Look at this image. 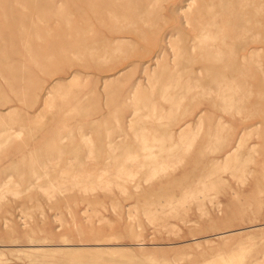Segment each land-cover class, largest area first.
<instances>
[{
    "label": "rangeland",
    "instance_id": "obj_1",
    "mask_svg": "<svg viewBox=\"0 0 264 264\" xmlns=\"http://www.w3.org/2000/svg\"><path fill=\"white\" fill-rule=\"evenodd\" d=\"M131 1L138 0H0V264H264L261 43H252L250 34L222 13L228 8L225 0H198L202 19L194 12L189 26L183 24L180 8L190 0H159L155 13L175 7L156 28L139 33L143 24L137 16L129 20V30L116 35L109 27L110 11L119 17V25L128 22V13L121 20V10ZM242 4L236 8L243 9L246 20L253 5ZM203 26L216 30L218 46L227 55L243 47L258 53L242 80L189 84L183 78H161L163 69L155 68L153 58L161 51L172 57L171 48L181 61L168 69L190 75L196 67L191 57L206 55L200 46L188 49ZM245 38L249 40L243 42ZM216 72L231 71H207ZM152 74L157 75L155 83ZM180 93L185 98L175 115L169 109ZM9 128L20 134L7 137L3 131ZM180 134L183 139L178 141ZM217 135L231 136L230 142L217 146ZM241 135L247 136L246 142L225 163L226 152ZM58 136L66 139L59 141ZM170 136L179 142L175 163L158 149L173 144ZM109 141L117 148H108ZM148 143L156 147L158 159L141 152ZM188 144L190 149L181 155ZM107 157L116 165L120 158L124 161L116 170ZM149 162H164L165 170L152 174ZM215 180L220 184H213ZM210 184L218 185L213 188L218 192Z\"/></svg>",
    "mask_w": 264,
    "mask_h": 264
},
{
    "label": "bare ground",
    "instance_id": "obj_2",
    "mask_svg": "<svg viewBox=\"0 0 264 264\" xmlns=\"http://www.w3.org/2000/svg\"><path fill=\"white\" fill-rule=\"evenodd\" d=\"M157 1H159V0H138V1H136V2H129V3H127V4H125L123 7H122V12H124L122 15H121V17L123 18V19H121V20H124L125 19V15L128 13L129 15H128V22H121V25H119V22H120V20H119V17L116 15V13L114 12V11H110V24H109V27H110V29L112 30V31H114L115 32V34L117 35V34H121V33H124V31L125 30H129L131 27H132V25H133V23L132 22H130L133 18H135V17H139V21H141L142 22V24H143V26H142V28H140L139 29V33H143V29L144 28H146V29H152V28H156L157 26H158V24H157V21H160V20H164V18H167V17H169L170 16V14L174 11L173 10V8L175 7V4H174V7L172 6L171 8H164L163 9V12H159L158 11V13H155V9H156V6H157V4H158V2ZM174 2L175 1H177V0H173ZM185 1V0H184ZM197 1L198 0H190V2H188L187 3V5L186 6H184V7H182V8H180L181 9V11H182V13H183V24L184 25H186V26H189V25H191V22H192V18H191V16L193 15V13L195 12L196 14H197V16H198V20H200V19H202V15H201V13L199 12L200 10L199 9H197V5H196V3H197ZM202 1V0H201ZM212 1H214V0H212ZM217 1V0H216ZM226 2H224V3H226L227 5H228V8H227V10H226V8L224 9V10H226V11H224V10H222V13H224L225 14V12H227L229 15H230V17L232 18V22H234L235 24V26H240L238 29H242L241 30V32L243 33V34H250V37H249V39L252 41V43H253V41H257V42H255V43H261V48H259L260 50H258L257 52L258 53H264V0H251V1H249V0H228V2H227V0H225ZM235 1V2H234ZM187 2V1H186ZM207 2H208V0H207ZM210 2H211V0H210ZM220 2V1H219ZM242 2H244L245 4H244V7H246L247 8V6L248 7H251V6H249V5H251V4H249V2H251L252 3V5H253V9L251 10V11H246V14H248V17H247V19L245 20L244 18L245 17H243V13L241 12L242 10H238V8L239 7H242ZM175 3H177V2H175ZM185 3V2H184ZM216 3H218V2H216ZM221 3H222V1H221ZM221 3H219L220 4V7L222 6V4ZM223 3V4H224ZM204 4V3H203ZM218 4V5H219ZM238 4V5H237ZM248 4V5H247ZM214 5V4H213ZM216 6V7H219V6ZM236 5L238 6V8H236ZM247 5V6H246ZM205 6V5H204ZM210 6H211V4H210ZM224 6V5H223ZM129 7H133V9H131V8H129ZM212 7L213 6H211V8L210 9H212ZM215 7V5H214V8H216ZM207 8V7H206ZM221 8H223V7H221ZM161 10H162V8H160ZM176 9H178V8H176ZM249 9V8H248ZM213 10V9H212ZM219 10H221V9H219ZM245 10V9H244ZM250 10V9H249ZM177 11V10H176ZM224 11V12H223ZM244 13H245V11H243ZM221 13V14H222ZM213 13H210V15H212ZM216 14H218V13H216ZM205 15V14H204ZM203 15V16H204ZM209 15V16H210ZM220 15V14H219ZM218 15V16H219ZM223 16V15H222ZM222 16H220V17H222ZM224 17V16H223ZM88 18V17H87ZM211 18H212V16H211ZM218 18V17H217ZM221 19H223V18H221ZM130 20V21H129ZM212 20L214 21L215 19H213L212 18ZM68 22V21H67ZM231 22V23H232ZM236 22L239 24V25H236ZM205 23V22H204ZM231 23H228V24H231ZM212 25V28H213V25H214V23L213 22H211V23H208V25ZM216 25H218V24H216ZM215 25V26H216ZM232 25V24H231ZM234 25H232V26H234ZM156 26V27H155ZM214 26V27H215ZM235 26H234V30L236 29L235 28ZM260 28V30L259 31H257L256 32V29H259ZM110 29H109V31H110ZM218 29V28H217ZM238 29H236V31L238 30ZM220 30V29H219ZM251 30H253V31H251ZM214 31H215V33H216V30L214 29ZM217 32H218V30H217ZM240 32V31H239ZM111 33V32H110ZM214 32H212V29H211V26H210V29H208L206 26H203L201 29H199V31H198V34L197 35H195L194 36V38H193V40H192V43H190V40H187V42L189 41V50L190 51H194V50H197L198 48H197V46H200L202 49H204V51H205V53H206V55H202L199 59L197 58V59H195L194 57H191V59L190 60H192V61H194L195 62V64H196V67H193L192 69H191V72H190V75L188 74V75H180V74H178V73H175L174 71H170L168 68H169V66L170 65H173V68H176L178 65H179V62L181 61V57L180 56H177L176 54H175V50L173 49V48H171L172 49V51H173V55H172V57H167V56H165L164 55V52L163 51H161L159 54H157V56H155L154 58H153V61H154V64H155V68L157 69H163V73L160 75L161 76V78H165V79H167V80H169V81H178L179 80V78L181 79V78H183V79H185L187 82L186 83H189V82H191V81H194V83H198V84H202V83H209V84H219V83H221V84H231V83H234V82H236L237 80H242V78H243V76H244V74H245V72L243 71L244 69H247V67H248V63L252 60V58H254V56H256L258 53L257 52H255V50H249V49H247L246 47L244 48H242V49H240V51H238V52H234L233 51V53H229L228 55H227V53L225 54V52L224 51H221L220 50V48H219V46H218V43H217V38H218V36H216V34L214 33ZM219 33V32H218ZM217 33V34H218ZM238 33V32H237ZM114 34V33H113ZM240 34V33H239ZM143 35V34H142ZM179 35V34H178ZM224 35H226V34H224ZM177 36V35H176ZM241 36V35H240ZM224 37V36H223ZM226 37V36H225ZM232 37V36H231ZM178 38V36L176 37V39ZM237 38V37H236ZM241 38V37H240ZM247 38V37H246ZM245 38V39H246ZM179 39H181V40H186V39H183L181 36H180V38ZM188 39V38H187ZM223 39V38H222ZM225 39V38H224ZM228 39V38H227ZM249 39H246V40H244L243 42H245V41H247V40H249ZM124 40V43L126 44V39H123ZM173 40V39H172ZM175 40V39H174ZM231 40H234V39H231ZM223 41V40H222ZM242 41V40H241ZM117 42V41H116ZM173 42H175V41H173ZM177 42H178V39H177ZM180 42H182V41H180ZM180 42H178V43H180ZM121 43H123V42H121ZM223 43V42H222ZM237 43H239L238 41H237ZM244 44H247V43H244ZM167 45V44H166ZM175 45L176 46H178V44L177 43H175ZM221 47H223V44H221L220 45ZM235 46V45H234ZM233 46V47H234ZM119 50V49H118ZM127 50V49H126ZM199 50V49H198ZM129 51V50H128ZM184 51H185V53H186V49H184ZM118 52V51H117ZM113 53V52H112ZM123 54V53H122ZM187 54H188V50H187ZM187 54H186V56H187ZM199 56V55H198ZM187 57H189V56H187ZM185 61H187V58H185L184 59ZM254 60V59H253ZM188 62H190L189 61V59H188ZM187 62V63H188ZM254 62H256V61H254ZM1 66V65H0ZM153 67V66H152ZM217 67H222V69H226V68H228V70L230 69V73H228V72H224V73H219V72H216V73H214V74H208L207 73V71H208V69H210V68H217ZM204 71H206V74L204 73ZM233 71H237V72H233ZM154 72V71H153ZM144 73H145V71H144ZM157 73V72H156ZM175 73V74H174ZM118 74V73H117ZM234 74H236V75H234ZM116 75V74H115ZM124 75V74H123ZM152 76H153V78L151 79V80H153L154 81V79H155V77L157 76L156 74H152ZM158 76H159V74H158ZM125 77V76H124ZM69 79H71V78H69ZM62 80V79H61ZM65 80H67V79H65ZM72 80V79H71ZM74 80V79H73ZM72 80V81H73ZM150 80V79H149ZM68 81H70V80H68ZM120 81V80H119ZM56 82V81H55ZM152 82V81H151ZM150 82V83H151ZM53 83V82H52ZM57 83V82H56ZM111 83V82H110ZM148 83V82H147ZM153 83H155V81L153 82ZM163 83V82H162ZM174 83V82H173ZM185 83V82H184ZM103 84V83H102ZM152 84V83H151ZM150 84V85H151ZM189 84H191V83H189ZM197 84V85H198ZM113 85V84H112ZM149 85V84H148ZM154 85V84H153ZM157 85H159V83L157 84ZM177 85V84H176ZM182 85V84H181ZM180 85V86H181ZM49 86V85H48ZM52 86V85H51ZM111 86V85H110ZM160 86H161V84L159 85V89H160ZM108 87V86H107ZM192 87H195V85H193ZM212 86H210V88H211ZM216 87V86H215ZM234 88V87H233ZM46 89V88H45ZM138 89H139V87H138ZM216 89V88H215ZM231 89V88H230ZM136 90V89H135ZM168 90H169V87H168ZM172 90V89H171ZM264 90V89H263ZM161 91H163V90H161ZM47 92V91H46ZM183 92V91H182ZM190 92V91H189ZM188 92V93H189ZM242 92V91H241ZM162 93V92H161ZM210 94H211V92H209ZM225 93V92H224ZM233 93V92H232ZM249 93V92H248ZM261 93H263V92H261ZM181 94V93H180ZM179 94V95H180ZM200 94V93H199ZM206 94H207V92H206ZM231 94V93H230ZM167 95H168V93H167ZM243 95V94H242ZM262 95V94H261ZM160 97H161V94L159 95ZM172 96V95H171ZM204 96V95H203ZM225 96V95H224ZM233 96H234V94H233ZM176 97H178V100L173 104V105H170L171 107H170V112L173 114V113H175V115L178 113V111H179V108H180V104H181V102H182V100L185 98V95H183V94H181L180 96H176ZM203 98V97H202ZM44 99V98H43ZM164 99V98H163ZM176 99V98H175ZM174 99V100H175ZM201 99V98H200ZM44 101V100H43ZM236 102V101H235ZM171 104V103H170ZM146 106V105H145ZM160 107H162V106H160ZM136 108V107H135ZM134 108V109H135ZM169 108V107H168ZM191 109V108H190ZM220 109V108H219ZM166 110V109H165ZM134 111V115H136V113L138 112V109H135V110H133ZM163 111V109L161 110V112ZM167 111H168V109H167ZM182 112V111H181ZM148 113V112H147ZM159 113V112H158ZM158 113L156 112V116L157 117H160V114L158 115ZM165 113V112H164ZM180 113V112H179ZM256 113V112H255ZM167 114V113H166ZM164 115V114H163ZM183 115H185V112L183 113ZM182 115V116H183ZM40 116V115H39ZM139 117V116H138ZM174 117V116H173ZM172 117V118H173ZM101 118V117H100ZM163 118H165V116L163 117ZM163 120V119H162ZM171 121V120H170ZM92 122V121H91ZM145 122H147V121H145ZM180 122V119L178 120V123ZM138 123V122H137ZM140 123V122H139ZM201 123H202V119L199 117L198 118V120H197V122H196V128H197V130L199 129V127L201 126ZM225 123V122H224ZM103 124H105V123H103ZM145 124V123H144ZM143 124V125H144ZM147 124V123H146ZM149 124V123H148ZM168 125H169V123H167ZM186 124V123H185ZM140 125H142L141 123H140ZM139 125V126H140ZM151 125V124H150ZM171 125V124H170ZM256 126H259V124H257ZM135 127V126H134ZM138 127V126H137ZM137 127H135V128H137ZM141 127V126H140ZM158 127V126H157ZM134 128V129H135ZM139 128V127H138ZM137 128V129H138ZM148 128V127H147ZM150 128H152V127H150ZM149 128V129H150ZM156 128V127H155ZM134 129H132V131L134 130ZM141 129H142V134H144L145 133V131H143V128H140L139 129V131H141ZM144 129H145V127H144ZM221 129V128H220ZM76 131V130H75ZM131 131V132H132ZM157 131V130H156ZM227 131V130H226ZM4 133H6L7 134V137H13V136H17V135H19L20 133V131H16V130H13L12 128H9V129H7V130H5V131H3ZM101 132V131H100ZM108 132V131H107ZM136 133H139L137 130L135 131ZM144 132V133H143ZM160 132V131H159ZM3 133V134H4ZM134 133V132H133ZM141 133V132H140ZM156 133V132H155ZM69 135L71 134V133H68ZM67 134V135H68ZM109 134V133H108ZM107 134V135H108ZM114 133H112V135H113ZM132 134V133H131ZM142 134L140 135V137H141V139L143 140V136H145V135H143L142 136ZM161 134V136H162V133H160ZM159 134V135H160ZM98 135L100 136V133L98 132ZM105 134H103V136H104ZM117 135V134H116ZM133 135V134H132ZM137 135V134H136ZM139 135V134H138ZM155 135V134H154ZM158 135V136H159ZM81 136H82V134H81ZM81 136H79V138L81 137ZM135 136V135H134ZM84 137V135L82 136V138ZM101 137H102V135L100 136V140H101ZM105 137V136H104ZM138 137V136H137ZM246 135H241L237 140H236V145L234 146V147H232L228 152H226V154H225V156H224V162L225 163H228V162H230V160H232V159H234V158H236V156H237V151H238V149L240 148V147H242L243 146V144L246 142ZM0 138H1V136H0ZM73 138V137H72ZM98 138V137H97ZM139 138V137H138ZM145 138H147V136L145 137ZM156 138V141H155V139H154V137L153 138H151L152 140L154 139V141H155V143H157L158 141H159V137L157 138V136L155 137ZM165 138V137H164ZM172 138V136H170V141L171 142H173V144H171L169 147H167L166 149H164L163 147H160V148H158V149H160L159 150V153H161V152H166V157H167V159L168 160H171L172 162H174V160H178V158H180L179 156H178V154H176V152H174L176 149H178V143L177 142H175L174 140H172L171 139ZM207 138V137H206ZM230 138H231V136H229V135H224V136H222V135H217V136H215L214 137V143H216V145L217 146H221L222 144L223 145H225L226 143L228 144L229 142H230ZM57 139L59 140V141H64L65 139H66V136H58L57 137ZM81 139V138H80ZM104 139V138H103ZM140 139V138H139ZM141 139H140V141H141ZM158 139V140H157ZM160 139H161V137H160ZM163 139V138H162ZM167 139V138H166ZM183 139V134H180L179 136H178V141H181ZM264 139V138H263ZM150 140V139H149ZM129 141H132L133 142V140H132V138L129 140ZM140 141H137V142H140ZM144 141V143L145 142H147V140L145 141V139L143 140ZM142 141V142H143ZM162 141V140H161ZM165 141V140H164ZM169 141V140H168ZM39 142V141H38ZM69 142V141H68ZM98 142V141H97ZM119 142H121V140L119 141ZM131 142V143H132ZM142 142H140V143H142ZM99 143V142H98ZM101 143V142H100ZM99 143V144H100ZM108 143V142H107ZM127 143V142H126ZM130 143V144H131ZM144 143H142V144H144ZM69 144H73V142L71 141ZM68 144V145H69ZM86 144H88V143H86ZM91 144V143H90ZM94 144V143H93ZM114 144H116V143H114ZM114 144H112L110 141H109V146H108V148L110 147L111 148V150L112 149H114V146L116 147V145H114ZM118 144V143H117ZM135 144V143H134ZM146 144V143H145ZM162 144H164V143H161V145ZM262 144H264V143H262ZM92 145V144H91ZM101 145H102V143H101ZM123 145V144H122ZM138 145H139V147H140V144H137V147H138ZM149 145H153V143L152 144H149L148 143V145L146 146V145H144L145 147H143L142 145V147H143V149L141 150V152H145V150H147L146 152L148 153V156H149V158H151V159H155V158H157L158 157V152H157V154L154 152V149L156 148H154L153 146H149ZM73 146V145H72ZM103 146V145H102ZM121 146V145H120ZM119 146V147H120ZM124 146H126V145H124ZM135 146H136V144H135ZM158 147L160 146V144H158L157 145ZM216 146V147H217ZM99 147V146H98ZM105 147H107V145L105 146ZM118 147V148H119ZM190 147H191V145L190 144H188V145H185L183 148H182V153H181V151H180V153H181V155L183 154V152H187L189 149H190ZM3 148H5V147H3ZM93 149H94V147H92ZM100 148V147H99ZM102 148V147H101ZM117 148V147H116ZM69 149V148H68ZM75 149H76V147H75ZM140 149V148H139ZM157 149V150H158ZM223 149V148H222ZM241 149V148H240ZM64 147H63V153H64ZM67 150V149H66ZM65 150V151H66ZM80 150V149H79ZM97 150V149H96ZM99 150V149H98ZM110 150V151H111ZM118 150V149H117ZM156 150V149H155ZM252 150H254L253 148H252ZM62 151V150H61ZM68 151V150H67ZM100 151V150H99ZM134 151V150H133ZM214 151H216V150H214ZM72 152V151H71ZM74 152V151H73ZM83 152V151H82ZM140 152V151H139ZM140 152V153H141ZM143 152V153H144ZM76 153V152H75ZM93 153V152H92ZM138 153V152H137ZM143 153H141V154H143ZM162 153V154H163ZM179 153V152H178ZM200 153V152H199ZM199 153H197V154H199ZM67 153H64V155H66ZM82 154V153H81ZM84 154V153H83ZM95 153H93V155H94ZM106 154V153H105ZM117 154V153H116ZM130 154V153H129ZM128 154V155H129ZM133 154V153H132ZM165 154V153H164ZM213 154V153H212ZM96 155H98L99 156V154H96ZM101 155H102V153H101ZM140 155V154H139ZM180 155V156H181ZM184 155V154H183ZM69 156H70V153H69ZM73 156V155H72ZM78 156V155H77ZM95 156V155H94ZM93 156V157H94ZM130 156V155H129ZM141 156V155H140ZM139 156V157H140ZM143 156V155H142ZM78 157H80V156H78ZM89 157V156H88ZM95 157H97V156H95ZM124 157V156H123ZM128 157V156H127ZM131 157V156H130ZM135 158L136 157H138L137 155L136 156H134ZM74 158V157H73ZM108 159H109V161H110V158L109 157H107ZM107 158H106V160H107ZM135 158H133V159H135ZM77 159V158H76ZM81 159V158H80ZM94 159V158H93ZM112 159V158H111ZM121 159V161L123 160L124 161V158H120ZM158 159V158H157ZM96 160V159H95ZM98 160V159H97ZM117 160V159H116ZM119 160V159H118ZM150 160V159H149ZM162 160H165V159H162ZM76 161V160H75ZM108 161V160H107ZM121 161H118V165H119V162H121ZM122 161V162H123ZM127 160L125 159V162H126ZM39 162H41V161H39ZM110 162H113L112 164H114V165H116L115 164V162L114 161H110ZM117 162V161H116ZM128 162V161H127ZM212 161H210L209 163H211ZM103 163H104V161H103ZM133 164H134V162H132ZM131 163V164H132ZM175 163V162H174ZM194 163L196 164V162L194 161ZM236 163V162H235ZM81 164H83V162H81ZM81 164H78L79 166L81 165ZM95 164H96V161H95ZM106 164V163H105ZM104 164V165H105ZM143 164V163H142ZM142 164H139V165H142ZM147 164V163H146ZM167 164H169V163H167ZM172 164V163H171ZM74 165V164H73ZM77 165V166H78ZM104 165H101V166H103V167H105ZM118 165H116V170L118 169ZM130 165V164H129ZM129 165H128V167H129ZM145 165V164H144ZM149 165H152V174H156V173H159L160 171H163V170H165L164 168H165V164H164V162H149ZM205 165V164H204ZM66 166V164L64 165V167ZM77 166H75V168H78ZM133 166V165H132ZM206 166V165H205ZM211 166V165H210ZM228 166V165H227ZM239 166H240V163H239ZM140 167V166H139ZM143 167V166H142ZM151 167V166H150ZM206 167H208V166H206ZM205 167V168H206ZM70 168H71V166H70ZM106 168V167H105ZM130 168H132V167H130ZM170 168V167H169ZM245 168V167H244ZM122 169V168H121ZM171 169H172V166H171ZM223 169H226L225 168V166H223ZM238 169V168H237ZM109 170H110V168H109ZM115 170V169H114ZM123 170V169H122ZM121 170V171H122ZM200 170H201V168H200ZM205 170V169H204ZM72 171V170H71ZM120 171V170H119ZM120 171V172H121ZM206 171V170H205ZM210 171V170H209ZM78 172V171H77ZM103 172V171H102ZM109 172V171H108ZM107 172V173H108ZM115 172V171H114ZM119 172V173H120ZM123 172V171H122ZM126 172V170L124 169V173ZM130 172V171H129ZM133 172V171H132ZM148 172H150L149 171V169H148ZM190 172V171H189ZM64 173H66V172H64ZM88 173H90V172H88ZM106 173V172H105ZM113 173V172H112ZM118 172H117V174H115L114 173V178H115V175H118L119 174ZM128 173V172H127ZM131 173V172H130ZM134 173V172H133ZM209 173V172H208ZM58 174V173H57ZM67 174V173H66ZM68 174H70L69 173V171H68ZM73 174V173H72ZM111 173H109L108 175H110ZM132 174V173H131ZM131 174H129V175H131ZM151 174V172L149 173V175ZM90 175V174H89ZM88 175V176H89ZM107 175V176H108ZM129 175H125V176H129ZM194 175V174H193ZM235 175V174H234ZM83 176H84V174H83ZM92 176H94V175H92ZM132 176H133V174H132ZM90 177V176H89ZM95 178H96V176H94ZM99 177V176H98ZM101 177V176H100ZM106 177V176H105ZM118 176H116V178H115V180L116 179H118L119 180V178H117ZM122 178H123V176H121ZM146 177H147V175H146ZM184 177V176H183ZM212 177V176H211ZM46 178V177H45ZM53 178V177H52ZM76 178H77V176H76ZM84 178V177H83ZM87 178V177H86ZM109 178H112V176H110ZM114 178H112V179H114ZM125 179H126V177H124ZM203 178V177H202ZM63 179V178H62ZM98 179V178H97ZM81 180V179H80ZM80 180H79V182H80ZM83 180V179H82ZM73 181H74V184H76V183H78L77 181H76V179H73ZM84 181V180H83ZM89 181V180H88ZM88 181H86V183H88ZM93 182H94V180H92ZM110 181V180H109ZM108 181V182H109ZM117 181V180H116ZM174 181V180H173ZM172 181V182H173ZM27 182V181H26ZM85 182V181H84ZM92 182V183H93ZM111 182V181H110ZM113 182V181H112ZM121 182H122V179H121ZM127 182V181H126ZM206 182H207V180H206ZM218 183V184H220V182H217L216 180L214 181V183L213 184H216V183ZM46 182H44V184H45ZM123 184L125 183V180H124V182H122ZM174 183V182H173ZM83 184V183H82ZM90 184V183H89ZM116 184H118L117 186H119V183L117 182ZM78 185H79V183H78ZM91 185V184H90ZM113 185H114V183H113ZM223 185H225L224 183H223ZM222 185V186H223ZM116 186V185H115ZM116 186V187H117ZM196 186H198V185H196ZM209 186H210V188L212 187V189L214 188V187H217L218 185H215L214 187H213V185L211 186V184L210 185H208L207 187L209 188ZM220 186V185H219ZM79 187V186H78ZM120 187V189H121V187L123 188V186H122V184L119 186ZM119 187H117V189L119 188ZM206 187V186H205ZM3 188H4V185H1L0 184V190L2 191L3 190ZM30 188H31V186H30ZM110 188V187H109ZM181 188V187H180ZM208 188H207V190H208ZM116 189V188H115ZM124 189V188H123ZM215 189V188H214ZM212 190V191H215V190ZM217 189V188H216ZM221 189V188H220ZM43 190V189H42ZM58 191V190H57ZM203 191V190H202ZM211 191V192H212ZM217 191V190H216ZM216 191L214 192V193H216ZM183 192H184V189H183ZM209 192H210V190H209ZM218 192V191H217ZM184 194V193H183ZM207 194V193H206ZM171 196V195H170ZM184 196V195H183ZM215 198V197H214ZM214 198H211V199H214ZM210 199V200H211ZM183 200V199H182ZM84 201V200H83ZM178 201H180V200H178ZM86 203V202H85ZM183 203H185L184 202V200H183ZM87 204V203H86ZM165 205V204H164ZM181 206V205H180ZM184 206V205H183ZM152 218V217H151ZM153 219V218H152ZM223 235V234H222ZM29 241H30V239H29ZM41 250V249H40ZM33 251V250H32ZM37 252H39L38 251V249H37ZM34 253H36V251L34 252ZM39 253H41V252H39ZM30 257V256H29ZM32 257V256H31Z\"/></svg>",
    "mask_w": 264,
    "mask_h": 264
}]
</instances>
